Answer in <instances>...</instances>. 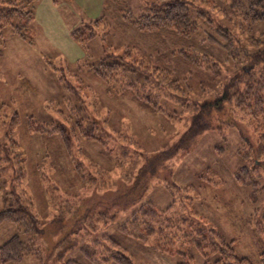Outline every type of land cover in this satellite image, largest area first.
<instances>
[{"label": "rangeland", "instance_id": "rangeland-1", "mask_svg": "<svg viewBox=\"0 0 264 264\" xmlns=\"http://www.w3.org/2000/svg\"><path fill=\"white\" fill-rule=\"evenodd\" d=\"M154 1L40 0L35 4V20L29 28L32 44L19 39L10 28L2 31L0 141L3 142L5 135L11 133L21 144L27 164L22 187L18 188L24 189L34 200V213L44 226L37 239L22 236L24 241L34 243L38 256L29 255L18 263L6 264H43L42 260L44 264H65L68 261L95 264L81 251L83 240L80 234L89 233V230H93V238L107 235L120 243L134 264H174L170 257L153 252L149 243L119 232V224L131 214L132 209L120 210L115 221H104L99 216L100 212L107 210L108 215L114 213L116 205L123 206L119 202L123 200V190L126 189L123 187L119 191L118 186L131 184L143 169L156 170L137 183L149 186L144 202L153 203L156 209L172 207L175 216L194 225L215 229L236 242L239 256L259 264L260 255L264 253V238L257 236L252 224L257 220L255 217L264 212V195L258 204L253 205L249 190L235 180V175L247 165V159L241 157V153L246 152L241 136L251 137L246 120L234 116L235 127L215 121L213 129L195 139L186 152L163 161L157 168L158 165L152 164L154 157L168 151L181 139L191 125V115H184L181 119L180 109L171 99L164 97L160 100L163 112L153 113L140 108L130 97L107 96L104 86L89 69L101 62L105 48L120 53L126 46L139 44L148 63L168 67L175 71L176 77L186 76L195 100L203 102L215 98L220 89H214L220 80L214 78L213 73L194 69L170 54L165 59L168 53L165 43L161 44L150 36H140L134 28L125 26V16L138 18ZM188 1L197 33L185 40L182 46L214 58L227 79L237 69L241 70L244 58L239 61L232 59L210 38L224 44L227 39L217 29L225 28L235 46L247 49L249 37H258L264 29L231 15L225 1ZM99 19L104 21L96 26L99 35L88 43L87 56L83 47L71 37V31ZM103 33L108 35L103 37ZM47 61L60 71L50 70ZM85 61L87 65L77 70L76 64ZM66 64L70 75L63 73ZM66 76L70 84L77 80L74 76H78L88 86L83 106L88 107L92 102L100 114L107 115L109 131L114 138L105 144L81 140L74 146L72 158L84 164V171L80 172H77L60 137L28 135L24 126L10 128L17 114L33 116L44 124L57 122L66 125L69 109L65 103L70 107L79 104L76 94L70 93L59 80ZM59 111L64 114H59ZM119 135L123 139L115 140ZM96 170L109 174L107 180L115 185L112 190L86 183L88 175ZM260 182L264 186V178ZM14 188L16 182L7 177L0 183V211L11 207L12 201L7 194ZM74 232L78 234L73 235ZM17 234H21L17 225L3 224L0 227V248ZM70 235L80 239L81 243L64 252L63 241ZM0 264L5 263L0 260ZM195 264H202V259L197 256Z\"/></svg>", "mask_w": 264, "mask_h": 264}, {"label": "trees", "instance_id": "trees-1", "mask_svg": "<svg viewBox=\"0 0 264 264\" xmlns=\"http://www.w3.org/2000/svg\"><path fill=\"white\" fill-rule=\"evenodd\" d=\"M38 1L40 0H0V36L3 35V30L10 28L19 39L32 44L29 28L35 20V4ZM113 1L123 3L127 0ZM221 1L228 4L230 14L234 17L239 16L250 25L264 29V0ZM125 20V26L134 28L140 36H150L161 44L165 43L168 49L165 59L170 54L194 69L210 71L214 78L220 80L214 89V91L220 89L214 99L197 101L193 98L194 91L186 76L176 77L174 70L148 63L139 44L126 46L120 53H114L113 49L107 47L104 49L105 56L101 62L89 67L104 86L107 96L122 99L130 97L140 108L153 113L163 112L160 100L164 97L171 99L180 109L181 119L191 115V125L187 132L168 151L154 157L152 164L155 163L158 168L163 161L186 152L195 139L213 129L215 121H220L227 127H235L233 117H240L246 120L251 137L247 139L245 135L241 136L245 142L243 149H246V152L241 153V157L247 159V165L239 170L235 180L249 190L250 202L253 205L258 204L264 195V186L260 182L264 178V30H261L258 37H249V47L244 49L233 44L227 29H217L224 33L227 42L223 44L211 37L213 44L220 45L236 61L244 58L241 70L237 69L238 72L225 79L220 70L221 65L214 58L182 46L185 40L197 33V25L191 20V4L188 0H156L150 3L138 18H131L128 15L125 16ZM103 21L104 19H99L84 23L71 31V37L83 47L87 56L88 43L98 37L96 26ZM107 35L103 33L101 36ZM167 61L170 64V61ZM47 65L53 72L60 71L48 61ZM85 65L87 61L79 62L76 69L80 70ZM69 72V65L66 64L63 73L70 75ZM74 77L77 80L72 84L67 76L59 78L70 93L76 94L79 101V104L73 107L65 103L69 109L66 125L57 122L44 124L33 116L17 114L10 128L24 126L28 135L60 137L77 172H80L84 164L72 158L74 146L80 144L81 140L105 144L114 138L109 131L107 115L100 114L92 102L88 107L83 106L89 88L80 77ZM2 106L0 104V110ZM56 106L59 107L60 104ZM58 113L64 114L63 111ZM5 136V140L0 141V183L7 177L10 181L16 182V188L7 194L12 201L11 207L0 211V227L5 223H13L21 231V234L11 237L0 248V260L6 264L18 263L29 255L38 256L39 251L33 248L34 243L24 241L22 236L28 235L37 239L43 233L44 226L34 213V200L24 192V189L18 188L22 187L24 181L26 154L11 133ZM122 139L119 135L115 140ZM136 155L141 156L139 152H136ZM155 171L143 169L131 184L124 183L122 187L119 185L117 188L119 191L123 187L126 189L123 190L125 191L123 200L119 202L123 206L116 205L117 210L110 215L109 210L100 212V218L104 221H115L121 213L120 210L132 209L131 214L119 224V232L143 243H149L153 252L170 257L174 264H195L197 256L202 259V264H254L249 258L239 256L234 240L226 238L215 229L200 224L194 225L185 218L175 216L172 207L156 209L153 203L144 202L149 186L137 183L146 174H154ZM109 177L108 173L96 170L88 175L86 183L112 190L115 185L107 180ZM48 192L46 190V194ZM5 201L8 203V199ZM255 218L257 220L252 224L254 231L257 236L264 238V212ZM92 234L93 230L80 234L83 240L81 251L88 260L95 264H134L126 249L112 237L104 235L101 238H93ZM63 242L64 252L81 243L80 239L71 235ZM42 262L44 264L43 260ZM65 264L80 263L68 261ZM259 264H264V253L260 255Z\"/></svg>", "mask_w": 264, "mask_h": 264}]
</instances>
